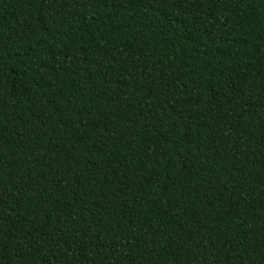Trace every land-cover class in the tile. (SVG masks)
<instances>
[{
	"label": "trees",
	"instance_id": "trees-1",
	"mask_svg": "<svg viewBox=\"0 0 264 264\" xmlns=\"http://www.w3.org/2000/svg\"><path fill=\"white\" fill-rule=\"evenodd\" d=\"M0 264H264V0H0Z\"/></svg>",
	"mask_w": 264,
	"mask_h": 264
}]
</instances>
